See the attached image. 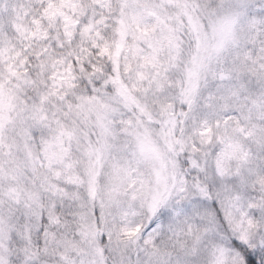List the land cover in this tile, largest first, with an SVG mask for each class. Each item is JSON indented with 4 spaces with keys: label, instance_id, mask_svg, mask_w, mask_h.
I'll return each mask as SVG.
<instances>
[{
    "label": "snow or ice",
    "instance_id": "1",
    "mask_svg": "<svg viewBox=\"0 0 264 264\" xmlns=\"http://www.w3.org/2000/svg\"><path fill=\"white\" fill-rule=\"evenodd\" d=\"M0 264H264V0H0Z\"/></svg>",
    "mask_w": 264,
    "mask_h": 264
}]
</instances>
